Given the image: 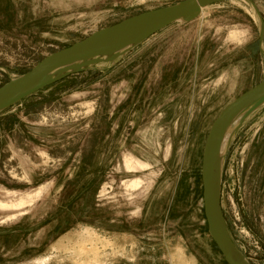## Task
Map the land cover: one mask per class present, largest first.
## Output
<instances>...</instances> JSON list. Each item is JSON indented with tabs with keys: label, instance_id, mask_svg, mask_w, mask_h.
Masks as SVG:
<instances>
[{
	"label": "rangeland",
	"instance_id": "obj_1",
	"mask_svg": "<svg viewBox=\"0 0 264 264\" xmlns=\"http://www.w3.org/2000/svg\"><path fill=\"white\" fill-rule=\"evenodd\" d=\"M181 1L0 0V87ZM78 72L0 112V264H228L207 229L203 153L222 110L264 79V0L208 6ZM220 174L232 239L264 264V99Z\"/></svg>",
	"mask_w": 264,
	"mask_h": 264
},
{
	"label": "water",
	"instance_id": "obj_2",
	"mask_svg": "<svg viewBox=\"0 0 264 264\" xmlns=\"http://www.w3.org/2000/svg\"><path fill=\"white\" fill-rule=\"evenodd\" d=\"M226 1L230 0H183L172 6L142 12L90 33L86 38L44 57L31 70L2 85L0 87V112L16 101L30 96L72 73L87 69L68 72L57 78L48 79L50 73L60 66L97 53L102 47L113 43H122L114 51H119L122 47L130 44H133L131 47L133 48L168 24L181 19L185 21L192 19L205 7ZM262 98L264 99V79L246 90L222 110L210 128L204 147L202 182L207 229L228 264H245L246 259L236 247L229 232L225 215H223L220 190L221 174L218 179L215 172V160L224 134L233 118L246 106L257 100H262Z\"/></svg>",
	"mask_w": 264,
	"mask_h": 264
},
{
	"label": "bare ground",
	"instance_id": "obj_3",
	"mask_svg": "<svg viewBox=\"0 0 264 264\" xmlns=\"http://www.w3.org/2000/svg\"><path fill=\"white\" fill-rule=\"evenodd\" d=\"M181 20H183V19H181ZM121 45H122V43H119V42L106 45V46L102 47V49H100V51H98L97 53H93V54H91L85 58L78 59L76 61L67 63L63 66H60L59 68L55 69L52 73H50V75L48 76V79L57 78V77H59L63 74H66L68 72H73V71H77L80 69L92 67V65L97 63V62L112 61V60L120 57L121 55H124L133 46V44L126 45V46L122 47L119 51H114L115 48H117V46H121ZM260 100H257L255 102L249 104L248 106H246L244 109H242L236 115V117L233 118V121L228 126V128L224 134V137L222 139L221 145L219 146L220 148H219V151L217 153L216 160H215V172H216L218 179L220 178V173L222 170V166L224 163V159H225L228 147H229L231 141L233 140L235 133H236V131L240 125L241 117L245 113H247L251 108H253L257 103H259ZM9 205H10L9 203L3 202L2 200L0 201L1 207L2 206H9ZM245 264H249V263L246 261Z\"/></svg>",
	"mask_w": 264,
	"mask_h": 264
},
{
	"label": "trees",
	"instance_id": "obj_4",
	"mask_svg": "<svg viewBox=\"0 0 264 264\" xmlns=\"http://www.w3.org/2000/svg\"><path fill=\"white\" fill-rule=\"evenodd\" d=\"M78 73H79V72H78ZM78 73H77V74H78ZM77 74H70V75H68V76H66V77H64V78H62V79H60V80H58V81H59V82H60V81H64V80H66V79H68V78H70V77H72V76H74V75H77ZM58 81H57V82H58ZM57 82H55V83H53V84H56ZM53 84H52V85H53ZM52 85H49V86H47V87H45V88H43V89L37 91L36 93L31 94L30 96L37 95L38 93L43 92L44 90L48 89V88L51 87Z\"/></svg>",
	"mask_w": 264,
	"mask_h": 264
}]
</instances>
